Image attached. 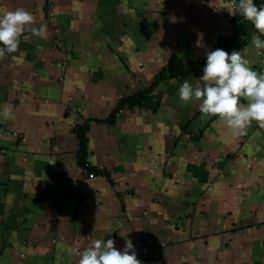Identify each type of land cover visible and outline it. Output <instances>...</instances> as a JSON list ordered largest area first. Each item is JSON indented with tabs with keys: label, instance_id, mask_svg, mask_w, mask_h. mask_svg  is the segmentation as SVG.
<instances>
[{
	"label": "crops",
	"instance_id": "crops-1",
	"mask_svg": "<svg viewBox=\"0 0 264 264\" xmlns=\"http://www.w3.org/2000/svg\"><path fill=\"white\" fill-rule=\"evenodd\" d=\"M14 7L48 32H25L0 60V111L13 109L0 117V264H77L68 248L111 238L122 251L136 231L155 240L142 264H264V127L233 136L202 120L177 94L195 75L103 120L171 56L199 61L230 38L228 2L0 0ZM236 50L264 71L251 38ZM86 120L87 161L104 171L93 176L74 131Z\"/></svg>",
	"mask_w": 264,
	"mask_h": 264
},
{
	"label": "clouds",
	"instance_id": "clouds-1",
	"mask_svg": "<svg viewBox=\"0 0 264 264\" xmlns=\"http://www.w3.org/2000/svg\"><path fill=\"white\" fill-rule=\"evenodd\" d=\"M245 21L250 22L258 34L251 36V44L264 49V5L257 6L254 0H232ZM30 32L34 37L45 39L48 26L37 25L34 15L22 7L0 11V60L17 53L21 37ZM198 47L203 45L199 44ZM203 75L195 85L185 80L178 89L180 101L187 104L199 102L201 119L213 116L229 129L233 136H242L256 122L264 127V71H256L242 51L231 54L222 48L206 50ZM243 101V102H242ZM13 115L11 105H5L0 117L7 120ZM69 255H77V264H142L137 258L131 239H125L123 250L115 247V241L91 239L89 245L80 250L68 248Z\"/></svg>",
	"mask_w": 264,
	"mask_h": 264
},
{
	"label": "trees",
	"instance_id": "trees-1",
	"mask_svg": "<svg viewBox=\"0 0 264 264\" xmlns=\"http://www.w3.org/2000/svg\"><path fill=\"white\" fill-rule=\"evenodd\" d=\"M256 5L259 7L261 5H264L261 3L259 0H255ZM233 23V34L230 38H220L218 41V44L214 47L216 48H222L223 50L227 51L229 54L233 50H236L240 48L241 46L245 45L248 43L250 40L251 36L253 33H255L254 26L248 22L245 21L242 18L235 20L232 19ZM264 38V37H263ZM213 49V50H214ZM206 63V57L199 60V61H188L184 62L177 56H171L167 62V64L163 67V69L156 75L155 80L153 83L144 88L143 90L139 91L138 93L121 99L116 110L107 117L106 121L113 122L114 115L119 112V110L125 106H140L144 103L146 98L148 97L149 93L153 90V88L158 84V82L168 79V78H186L189 75H195L197 78L203 75V67ZM214 117V116H213ZM100 120V121H103ZM90 120H86L82 124H77L74 128V131L76 133V136L79 141V163L84 167L86 166L89 171H93L94 174L104 172L101 171L93 166H91L88 161H87V155H88V150H87V145H88V136L87 133L90 129Z\"/></svg>",
	"mask_w": 264,
	"mask_h": 264
},
{
	"label": "built area",
	"instance_id": "built-area-1",
	"mask_svg": "<svg viewBox=\"0 0 264 264\" xmlns=\"http://www.w3.org/2000/svg\"><path fill=\"white\" fill-rule=\"evenodd\" d=\"M230 6V8L233 11V19L238 20L242 18L240 15L239 11L236 9L235 5L233 4L232 0H226ZM238 3V0H236ZM84 169L86 172L89 174V176L95 175L94 172L89 171L86 166H84ZM133 241L135 251L137 254V258L141 261L144 262L146 259L147 254L149 253L151 247L154 245L155 240L152 236L136 231L134 232L131 237L129 238Z\"/></svg>",
	"mask_w": 264,
	"mask_h": 264
},
{
	"label": "water",
	"instance_id": "water-1",
	"mask_svg": "<svg viewBox=\"0 0 264 264\" xmlns=\"http://www.w3.org/2000/svg\"><path fill=\"white\" fill-rule=\"evenodd\" d=\"M254 3L256 4L255 0H254Z\"/></svg>",
	"mask_w": 264,
	"mask_h": 264
}]
</instances>
